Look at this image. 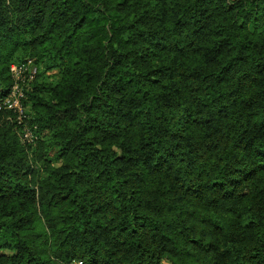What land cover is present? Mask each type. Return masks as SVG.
Instances as JSON below:
<instances>
[{
  "label": "trees",
  "instance_id": "obj_1",
  "mask_svg": "<svg viewBox=\"0 0 264 264\" xmlns=\"http://www.w3.org/2000/svg\"><path fill=\"white\" fill-rule=\"evenodd\" d=\"M29 60L0 264H264V0H0V99Z\"/></svg>",
  "mask_w": 264,
  "mask_h": 264
},
{
  "label": "built area",
  "instance_id": "obj_2",
  "mask_svg": "<svg viewBox=\"0 0 264 264\" xmlns=\"http://www.w3.org/2000/svg\"><path fill=\"white\" fill-rule=\"evenodd\" d=\"M36 73L37 68L31 60L25 64L12 66L11 75L14 79V84L10 92L0 99V110H12L16 114V120L23 126L22 138L30 144H34L38 136L26 124L28 115L23 100L25 99L24 90L29 88V83L33 80Z\"/></svg>",
  "mask_w": 264,
  "mask_h": 264
},
{
  "label": "rangeland",
  "instance_id": "obj_3",
  "mask_svg": "<svg viewBox=\"0 0 264 264\" xmlns=\"http://www.w3.org/2000/svg\"><path fill=\"white\" fill-rule=\"evenodd\" d=\"M14 66V65H13ZM53 74H57V71H53V72H51V73H49V75H53ZM58 79V77H57V75H55V76H51L49 79H47V80H49V81H51V82H54V81H56ZM1 254H7V255H11L12 253L11 252H8V251H0V255ZM163 264H168V263H166V262H164Z\"/></svg>",
  "mask_w": 264,
  "mask_h": 264
}]
</instances>
